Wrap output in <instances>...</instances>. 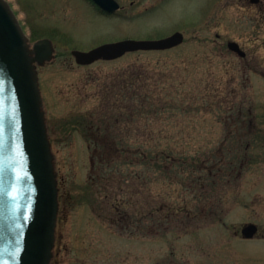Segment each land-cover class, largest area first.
Here are the masks:
<instances>
[{"label":"rangeland","instance_id":"rangeland-1","mask_svg":"<svg viewBox=\"0 0 264 264\" xmlns=\"http://www.w3.org/2000/svg\"><path fill=\"white\" fill-rule=\"evenodd\" d=\"M7 1L31 44L55 46L38 67L59 182L52 264H264V0H120L113 15L85 0ZM175 31L185 40L166 50L89 65L72 54ZM112 117L117 141L158 144L161 161L128 151L110 164L129 168L95 166L115 149L98 129Z\"/></svg>","mask_w":264,"mask_h":264},{"label":"water","instance_id":"water-1","mask_svg":"<svg viewBox=\"0 0 264 264\" xmlns=\"http://www.w3.org/2000/svg\"><path fill=\"white\" fill-rule=\"evenodd\" d=\"M114 11L116 0H96ZM258 1V0H253ZM177 31L159 39H123L72 50L78 64L117 59L127 52L164 50L183 43ZM228 46L240 56L236 41ZM55 57L50 38L30 43L7 0H0V264H51L60 209L58 174L49 138L38 66ZM255 223L242 234L253 238Z\"/></svg>","mask_w":264,"mask_h":264},{"label":"trees","instance_id":"trees-1","mask_svg":"<svg viewBox=\"0 0 264 264\" xmlns=\"http://www.w3.org/2000/svg\"><path fill=\"white\" fill-rule=\"evenodd\" d=\"M116 115V119L118 118V116H120L117 113H113L112 116ZM110 118V115L106 117V120ZM116 119H114L112 117V120L114 121V125L113 122L109 125L107 124V126L105 128H102L101 125L98 126L99 131H106V133H110V135L112 136L114 142H115V149H113L112 151H110V153L107 155H105V153L102 155L99 153V155H96V160H95V166H99V165H104L106 164L110 169H115L116 167L121 168L122 166H126L127 168H129L133 162H128V161H122V162H114L113 164H110L111 161H114V159L119 158L121 152H128L131 151L133 153L134 156L138 157L140 159V163L139 164H147V162L149 161V159H153V158H157L158 161H161L165 150L162 149V147L158 144L152 146V143H145V142H139L137 143V145H131L130 143H126V142H122V140L117 141L118 140V133H113V131L117 130V126H116ZM95 141V140H93ZM92 144H96L97 146H100V141L93 142ZM103 148L106 146V144L101 143ZM134 148V150H133ZM105 151V150H104ZM166 157V156H165ZM159 168H164V165L162 164V162H160L158 164Z\"/></svg>","mask_w":264,"mask_h":264},{"label":"flooded vegetation","instance_id":"flooded-vegetation-1","mask_svg":"<svg viewBox=\"0 0 264 264\" xmlns=\"http://www.w3.org/2000/svg\"><path fill=\"white\" fill-rule=\"evenodd\" d=\"M119 2L120 6L118 9H116L115 11H107L106 9H104L96 0H85L86 4L88 5V9L92 12V13H98V14H105V15H113V14H121V11L123 9L122 7V3L120 2V0H116ZM252 2V0H250ZM261 0H259L256 3H259ZM242 47V46H241Z\"/></svg>","mask_w":264,"mask_h":264}]
</instances>
